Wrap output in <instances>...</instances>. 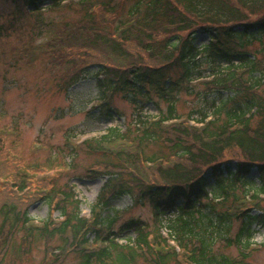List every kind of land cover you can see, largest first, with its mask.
Wrapping results in <instances>:
<instances>
[{"label": "trees", "instance_id": "1", "mask_svg": "<svg viewBox=\"0 0 264 264\" xmlns=\"http://www.w3.org/2000/svg\"><path fill=\"white\" fill-rule=\"evenodd\" d=\"M53 11L76 18H47ZM3 16L11 17L12 29L32 19L28 40L12 53L32 67L45 57L55 70L64 67L59 80L65 88L97 68L103 97L95 109L102 116L118 114L111 105L118 90L131 92L139 106L156 98L167 107L150 122L140 117L132 137L110 129L82 144V151L103 158L87 177H107L89 218L79 216L72 186L63 190L53 181L47 190L37 185L27 192V171L4 178L0 157V264L19 233V256L46 243L42 264H63L70 254L78 264H251V239L256 228L264 229V0H0ZM199 34L208 37L201 46L195 43ZM204 63L205 75L199 69ZM195 91L229 96L206 101L212 113L177 115L179 96ZM192 118L197 125L188 122ZM150 145L164 151L147 156ZM253 171L258 183L250 179ZM126 195L133 204L148 203L151 225L119 222L120 212L110 204ZM36 200L50 210L41 224L28 216ZM57 210L62 220L52 217ZM206 211L211 216L203 218ZM171 215L176 218L169 220ZM209 227L222 245L238 249V257L214 249L218 240ZM127 234L133 236L122 244ZM55 238L61 243L57 253L47 244Z\"/></svg>", "mask_w": 264, "mask_h": 264}, {"label": "rangeland", "instance_id": "2", "mask_svg": "<svg viewBox=\"0 0 264 264\" xmlns=\"http://www.w3.org/2000/svg\"><path fill=\"white\" fill-rule=\"evenodd\" d=\"M127 9L126 4L124 14ZM46 17L53 20H62L64 17L75 19L76 14L53 11L46 13ZM8 21L12 23L11 17L0 18V140L2 141L0 157L6 167L4 178L12 177L17 169L27 171L30 182L27 192L37 185L47 190L50 187L47 184L53 181L61 189L73 186L76 199L80 202V216L89 217L107 177L104 175L96 179L87 177L88 171L95 169L94 165L102 162L103 158L82 151L81 143L108 134L110 129H118L121 135L129 134L132 137L131 131L134 134L137 129L136 120L140 117L152 119L159 115V108L166 111L167 105L155 98L153 102L158 103V108L153 102L139 106L142 103L139 101L133 103L131 92L118 90L112 93L111 99V105L118 114L110 119L102 116L100 109H95L99 104L98 101L103 97L102 90L97 85L98 78L94 76L97 68H90L83 79L65 88L59 80L61 77L59 74L64 72V67L55 70L53 61L47 57L42 58L32 67L28 58L19 61L12 53V49L21 44V39L28 40L32 19L18 21L15 29L10 27ZM207 42V36L197 35L195 41L197 46ZM257 47L259 46L256 45L255 48ZM204 59L206 60V57ZM208 65L204 63L199 67L205 72L204 75L209 72ZM198 83H195L196 91L202 89ZM196 91L191 95L179 96L176 105L177 115L186 118L193 110L212 113L213 109L206 104V101L211 104L212 100H217L221 96L225 99L229 96L227 93L221 96L217 94L205 96ZM218 104L220 100L217 101ZM2 133L5 135L3 136ZM157 146L150 145L146 149L147 156L164 151ZM250 179L257 182L255 171L250 174ZM15 190L18 192L17 187ZM25 191L23 190L22 193ZM18 193L21 194L20 191ZM110 207L120 212V223L128 219H139L152 224L153 212L147 202L133 204L132 198L126 195L113 200ZM203 213V218L211 216L207 215V211ZM52 215L55 219L62 220L59 211H53ZM28 216L37 224L46 221L49 216L47 203L37 200L33 202L28 207ZM175 216H169V220L175 219ZM168 224V218L164 216L162 220L164 232ZM198 224L200 225L201 222ZM237 228L238 223H234L230 231L231 236H234ZM201 229L195 228L194 233L197 235L204 233ZM208 231L214 233V238L218 240L214 248L216 251L228 254L230 257H238L239 251L236 247L227 248L221 244L220 234L216 233L215 227H209ZM21 236L20 233L15 235L12 248L2 264H42L46 243L38 241L28 254L19 256L17 249L21 243ZM130 237L132 238V235L127 234L122 239ZM251 241L259 245L252 246L249 251V262L264 264V229L256 228ZM47 244L55 247L57 253L56 248L60 247L61 243L55 238ZM58 256L60 255L54 254L53 258L56 259ZM50 262L52 261L49 260ZM63 264H78V260L70 254Z\"/></svg>", "mask_w": 264, "mask_h": 264}]
</instances>
